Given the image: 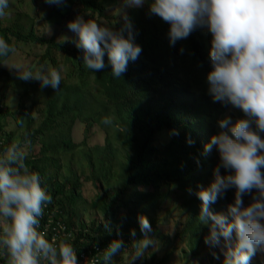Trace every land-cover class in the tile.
Segmentation results:
<instances>
[{
  "label": "trees",
  "instance_id": "trees-1",
  "mask_svg": "<svg viewBox=\"0 0 264 264\" xmlns=\"http://www.w3.org/2000/svg\"><path fill=\"white\" fill-rule=\"evenodd\" d=\"M119 1L123 0H67L66 6L57 7L45 0H17L19 6L31 2L32 7L14 13L13 20L6 11L0 17V37L13 46L0 63L9 61L22 46L39 47L43 52L37 66L55 67L61 73V84L54 90L41 88L37 81L19 80L0 64V155L12 145L28 151L23 152L24 165L39 174L41 186L52 196L37 230L50 241L71 243L77 264H102L104 248L120 239L121 250L107 262L119 264L126 250H132V243L142 238L141 215L152 227L151 239L186 245L181 258L188 264L187 255L199 254L209 231L198 221L201 202L194 193L213 179L212 169L218 163L215 148L207 156L200 153L219 131V119L238 118L229 115L230 107L214 102L206 93L205 77L211 67L209 33L197 29L170 46L168 24L149 17L146 6L108 18V10L118 9ZM77 15L113 29L120 27L125 16L131 20L142 51L128 63L122 78L114 79L107 67L93 73L79 60L81 52L72 40L38 31L39 26L63 29ZM13 98H17L15 106ZM104 117L111 119L114 135L106 134L102 147L85 148L89 131ZM77 121L84 125L80 144L70 137ZM173 129L179 135H170ZM162 133L168 134L165 141ZM187 138L193 140L191 145ZM72 158L77 160L75 170ZM84 181L97 189L89 208L102 219L91 218L87 226L78 217L79 207L86 204ZM233 197L234 190H227L210 210L226 212ZM243 200L247 203L250 197ZM164 211L165 217L174 219L175 242L157 227ZM133 229L135 237L130 235ZM166 253L164 260L171 251ZM0 264H8L6 249H0ZM40 264L48 261L41 259Z\"/></svg>",
  "mask_w": 264,
  "mask_h": 264
},
{
  "label": "clouds",
  "instance_id": "clouds-1",
  "mask_svg": "<svg viewBox=\"0 0 264 264\" xmlns=\"http://www.w3.org/2000/svg\"><path fill=\"white\" fill-rule=\"evenodd\" d=\"M45 2L57 7L67 5V0ZM123 2L129 8L146 6L149 17L167 23L170 46L197 29L210 34L211 67L205 77L206 93L214 102L237 109L243 116L235 121L230 116L219 119V131L203 145L200 155L207 156L215 148L218 163L212 169L213 179L207 186H198L194 193L201 202L198 221L208 226L204 242L210 248H219L222 264H250L254 255L264 253V0ZM8 7L9 0H0V17ZM66 27L75 34L72 43L81 52L79 60L93 73L107 67L114 79L122 78L128 63L142 51L127 16L118 29L80 15L68 21ZM12 51L13 46L0 37V60ZM0 64L17 79L37 81L41 88L57 90L61 84V73L55 67ZM101 123L107 126L112 121L104 117ZM170 135L179 132L173 129ZM186 142L191 145L193 140L187 138ZM24 159L18 145L0 155V249H6L8 264H40L41 259L48 264H77L71 243L50 241L37 230L52 196L41 186L39 174L24 165ZM196 162L199 164V160ZM230 189L234 197L226 212L210 210V205ZM245 196L250 197L247 204ZM138 227L142 238L132 243L127 264L142 259L155 243L148 235L152 227L145 216L138 217ZM130 235L135 237L134 229ZM122 244L120 239L110 241L101 253L102 264H107ZM212 255L218 258L215 252Z\"/></svg>",
  "mask_w": 264,
  "mask_h": 264
},
{
  "label": "rangeland",
  "instance_id": "rangeland-1",
  "mask_svg": "<svg viewBox=\"0 0 264 264\" xmlns=\"http://www.w3.org/2000/svg\"><path fill=\"white\" fill-rule=\"evenodd\" d=\"M24 2L27 0H23ZM17 0H9V7L5 10L6 13L8 14L7 18L10 20H13V14L14 13H19L21 11H27L26 9L29 7H32L31 2L28 3H23L22 6H19ZM130 8L126 7L124 5L123 1H119L118 4V9H112L110 8L108 10V18L112 16H116L117 18H120L123 16L124 12H127ZM106 17V18H107ZM24 18H21V22L24 23ZM85 19H90L89 16L85 17ZM95 20V19H92ZM96 21V20H95ZM108 21V20H107ZM99 23V22H98ZM101 24V23H100ZM107 26V24H102ZM26 28V26H25ZM40 29V30H39ZM38 31L43 33L45 36L50 37L52 35H56V38L58 40H74L75 34L71 32L67 27H64L61 29L60 27H54L51 28L49 26H39ZM65 37L67 39H65ZM42 49L39 47H27V46H22L21 50L18 51L16 50L11 59L5 63V65L9 63H19L25 66H32V67H37V62L42 54ZM2 68L8 70V68L4 65H2ZM11 97V95H10ZM11 102L15 106L17 104V98L11 99ZM109 114V113H108ZM229 115H233L236 118H242L243 114L237 110V109H229ZM110 116V114H109ZM83 130H84V125L80 123L79 121L75 122L73 127L71 128L70 132V137L73 143L75 144H80L83 139ZM114 129L110 125H96L93 127L89 133H88V138L86 140V147H94V146H99L102 147L105 145L106 140V134H109L110 136L114 135ZM168 137L167 133H162V139L165 141ZM160 140H157V142ZM22 151L27 154V150L22 149ZM34 152H37V149H35ZM78 154V153H77ZM75 154V156L77 155ZM66 164V163H65ZM71 166L73 167V170L76 169L77 165V160L76 158L71 159ZM60 175H64V171L60 172ZM83 200L85 201L86 204L81 205L79 207V221L85 226L88 225L90 222L91 218H96L98 221H101L102 219L98 215H94V212L89 208L90 202L94 198V196L97 193V189L95 186L91 185V183L84 181L83 182ZM249 203V202H247ZM245 203V204H247ZM160 220L162 219L163 222L159 224L157 227L159 228L161 234L165 237H168L170 242H175L174 239V233L176 231V225L174 223V219L171 217H165V211L160 215ZM154 240V246L150 245L148 251L145 253V256L137 260L135 264H186V261L182 259L181 257L183 254L181 253V250H187V247L185 244L176 242L171 245H166L162 241H158V239L153 238ZM200 252L198 255H190L188 254V264H222L223 256L220 253L219 248H210L204 243H202L199 247ZM132 250L128 249L126 250V253L122 255L123 259H121L118 263L119 264H127L128 256L131 253ZM167 251H171L169 253V259L164 260L165 255L167 254ZM215 252L216 256L218 258H214L212 253ZM250 264H264V253H257L254 255L251 260Z\"/></svg>",
  "mask_w": 264,
  "mask_h": 264
},
{
  "label": "built area",
  "instance_id": "built-area-1",
  "mask_svg": "<svg viewBox=\"0 0 264 264\" xmlns=\"http://www.w3.org/2000/svg\"><path fill=\"white\" fill-rule=\"evenodd\" d=\"M39 227V226H38Z\"/></svg>",
  "mask_w": 264,
  "mask_h": 264
}]
</instances>
